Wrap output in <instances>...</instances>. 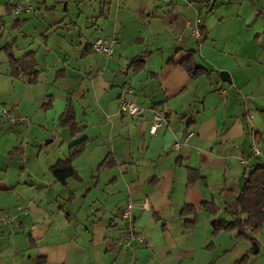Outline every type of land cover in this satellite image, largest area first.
<instances>
[{
	"label": "crops",
	"instance_id": "crops-1",
	"mask_svg": "<svg viewBox=\"0 0 264 264\" xmlns=\"http://www.w3.org/2000/svg\"><path fill=\"white\" fill-rule=\"evenodd\" d=\"M94 1L78 10L75 20L69 18V30L79 26V19L90 22L86 35L80 30L78 39L71 40L80 57L56 60L61 66L55 79H71L69 86L64 84L57 93L48 87L42 103L43 108L49 103L44 110L67 133L62 131L63 145L45 162L48 176L38 184L29 182L37 186L38 196L25 195L16 185H0V215L14 217L11 223L0 221V264H236L244 256L246 264H264V228L252 242L226 231L214 235L211 227L213 219H230V211L238 208L236 197L248 167L264 163V0L221 1L247 2L261 18V31L242 40L237 35L228 50L202 20V10L213 11L211 0ZM30 10L34 7L23 0L5 2L8 14ZM25 22L17 18L12 27ZM54 22L44 21L43 53H50ZM195 26L201 39L193 34ZM112 36L118 43L111 56L92 50L96 38ZM248 46L252 53L246 51ZM9 51L15 58L32 55L36 71L12 78L35 85L42 71L50 75L51 66H40L37 50L21 56ZM192 51L202 68L195 77L170 61ZM204 54L232 63L223 66ZM138 57L143 66L134 70L131 62ZM7 62L10 74L8 55ZM221 69L229 71L230 82L221 79ZM34 76L36 82L30 83ZM68 100L81 127L76 134L59 124ZM122 100L143 111H122ZM156 114L160 124L151 133ZM78 141L84 143L72 160L78 179L62 184L49 168L68 159L70 146ZM105 159L112 163L99 167ZM192 170L200 177L191 183ZM78 196L81 214L73 205ZM210 202L217 206L215 214L203 208ZM187 205L197 211L191 228L184 226L193 219L182 212ZM124 210L131 211L135 231L143 236L126 248L119 245ZM20 234L28 239L19 242ZM28 244L35 253H23Z\"/></svg>",
	"mask_w": 264,
	"mask_h": 264
},
{
	"label": "rangeland",
	"instance_id": "rangeland-1",
	"mask_svg": "<svg viewBox=\"0 0 264 264\" xmlns=\"http://www.w3.org/2000/svg\"><path fill=\"white\" fill-rule=\"evenodd\" d=\"M6 1L8 0H0V26L3 27L0 33V185L19 186L18 189L25 195L33 197L38 196L36 193L38 188L35 184L29 185L30 180L38 184L48 176L43 172L46 168L44 167L46 166L45 162L63 145L62 131L67 133L66 128H62L52 120V116L48 114L50 112L44 110L42 103L46 98L48 87L57 93V90L64 84L69 86L71 79L66 81L55 79V71L61 66L60 63H56V60L63 63L65 58L67 61H74V58L76 60L80 57L79 50L75 51L71 40L78 39L80 30L82 34L86 35L90 29V22L84 24L83 19H79V26L69 30L71 27L69 18L72 17L75 20L78 10H83L95 1L23 0L27 5L34 7V10L21 12L17 16L5 11ZM221 1L211 0L210 5L213 6V11L206 14L205 10H202V20L207 24L212 37L222 39L227 44V50L228 47L231 48L230 44L235 43L238 36L241 40L248 37L253 38L257 32L262 30L261 18L254 13L255 7L251 4ZM66 4L67 8L65 9ZM241 5H243L242 8ZM245 9H247L248 16L244 15ZM248 9L253 10V13H249ZM17 18L25 19L26 22L20 28H13L12 22ZM47 18L51 22H55L52 25L53 31L51 32L53 33L48 37L50 53H43L42 46L45 38L42 39V36L47 34L45 30L47 24L44 26V21ZM198 31L200 33L199 29ZM260 39L264 40V35H260ZM261 45L264 47V44L261 43ZM33 49L38 52L40 66L43 68V64L45 65L43 62H46L53 70L51 69L49 76L47 69L42 71L38 76V83L29 85L10 76L6 53L7 50H12L16 56H21ZM246 51L252 53L253 49L248 46ZM198 55H201V51L198 52ZM232 57L236 58L231 55L232 61ZM207 58L221 62L220 64L223 66H229L232 63L226 62V57L218 58L215 54ZM222 71L229 72L226 69H221L219 74ZM45 76H48L47 79ZM3 111H6V114ZM79 199V196L77 199H73L77 214H81V211L84 210ZM63 200L64 198H61L60 202L63 203ZM64 204L67 209L71 207L68 201ZM26 233L28 232L26 231ZM18 237H20L19 242L22 239L25 241L28 239L26 234H20ZM26 246L28 247L27 251L25 249L23 253H35L29 244Z\"/></svg>",
	"mask_w": 264,
	"mask_h": 264
},
{
	"label": "trees",
	"instance_id": "trees-1",
	"mask_svg": "<svg viewBox=\"0 0 264 264\" xmlns=\"http://www.w3.org/2000/svg\"><path fill=\"white\" fill-rule=\"evenodd\" d=\"M253 1V0H248ZM8 61L10 64V75L18 78L21 75H28L35 73L34 60L32 55L27 54L23 58H15L12 52L8 50ZM174 64L181 65L190 77H195L202 72V68L197 66L194 60V51L189 53L186 57L178 60L171 59ZM137 65V66H136ZM134 70H139L143 66L141 57L134 58L131 62ZM30 83L36 82V77L29 80ZM49 103L44 105L48 107ZM59 124L69 129L72 134H76L81 130V127L75 122L74 111L71 101H67L65 110L59 117ZM84 148L83 141H78L70 146V157L66 160H59L49 168V172L62 184H66L68 178L78 179L77 171L72 165L73 158L77 157ZM246 160V159H244ZM112 163V160L105 159L99 167L105 164ZM244 162V161H243ZM110 163V164H111ZM199 174L196 171H190L188 174V181L194 182L199 179ZM238 208L231 210L230 219L211 221L212 234L216 235L221 231L234 233L236 237H246L250 241H255L254 235L264 228V163L254 164L248 167L244 182L240 188L239 194L236 197ZM203 208L211 214L217 212V206L213 202L204 203ZM185 214H191L193 219L188 223L184 222V226L191 228L197 222V211L193 206H185L182 210ZM246 256L242 257L236 264H246Z\"/></svg>",
	"mask_w": 264,
	"mask_h": 264
},
{
	"label": "built area",
	"instance_id": "built-area-1",
	"mask_svg": "<svg viewBox=\"0 0 264 264\" xmlns=\"http://www.w3.org/2000/svg\"><path fill=\"white\" fill-rule=\"evenodd\" d=\"M21 7L19 6L17 10L19 11ZM199 20H197L198 22ZM193 34L201 39V34L199 33L198 29L193 30ZM118 43V38L116 36L112 37H98L91 43V48L94 52L99 54H104L106 56H111L114 50V47ZM222 93H225V90L222 89ZM120 109L124 112L130 113V114H140L143 109L140 107H137L134 103L128 102L125 100H122L120 104ZM4 114H6V111H3ZM161 117L160 115L156 114L155 116V123L150 127V132L154 133L156 131V128L160 124ZM179 143H175L174 146L178 147ZM252 149L254 153H258V148L256 144L252 145ZM246 162V160H243ZM124 223L125 228L122 232L121 239L119 240V245L126 248L130 245L131 241L134 239H137L139 241H142L143 236L140 235V233L135 231L134 228V221L130 210H124L121 214ZM0 221L4 223H11L14 221V217L9 215H0Z\"/></svg>",
	"mask_w": 264,
	"mask_h": 264
},
{
	"label": "water",
	"instance_id": "water-1",
	"mask_svg": "<svg viewBox=\"0 0 264 264\" xmlns=\"http://www.w3.org/2000/svg\"><path fill=\"white\" fill-rule=\"evenodd\" d=\"M220 77L223 81H227V82H230V79L228 77V72L226 71H222L220 72ZM254 252H257V248H255Z\"/></svg>",
	"mask_w": 264,
	"mask_h": 264
}]
</instances>
